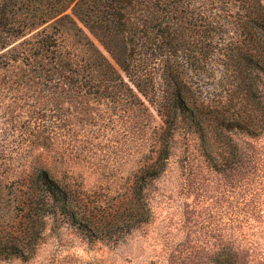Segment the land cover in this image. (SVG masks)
Returning a JSON list of instances; mask_svg holds the SVG:
<instances>
[{
    "label": "trees",
    "instance_id": "obj_1",
    "mask_svg": "<svg viewBox=\"0 0 264 264\" xmlns=\"http://www.w3.org/2000/svg\"><path fill=\"white\" fill-rule=\"evenodd\" d=\"M177 138L183 189L213 177L229 210L201 264H264L261 0H0V261L50 222L116 243L148 225Z\"/></svg>",
    "mask_w": 264,
    "mask_h": 264
},
{
    "label": "rangeland",
    "instance_id": "obj_2",
    "mask_svg": "<svg viewBox=\"0 0 264 264\" xmlns=\"http://www.w3.org/2000/svg\"><path fill=\"white\" fill-rule=\"evenodd\" d=\"M261 1L264 4V0ZM193 148H197V142ZM183 150V141L177 138L169 167L152 192L153 219L148 225L116 243L91 241L72 226L50 222L28 260L12 259L0 261V264H201L206 261L210 247L218 244L224 234L223 221L229 210L221 194L223 186L213 181V177L207 187L210 197L183 189L185 176L179 164ZM99 155L101 166L109 161L115 169L123 162L116 148ZM121 168L119 172L124 173V166ZM88 184L92 194L98 190L101 196L107 194V189H114L112 184L96 183L93 179ZM254 233L264 243V225ZM213 235L216 240L211 238Z\"/></svg>",
    "mask_w": 264,
    "mask_h": 264
}]
</instances>
